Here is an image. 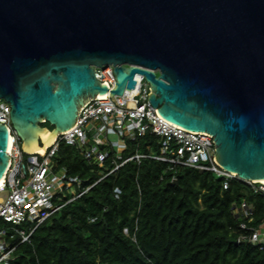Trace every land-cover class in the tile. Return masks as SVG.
<instances>
[{"label": "water", "instance_id": "95a60500", "mask_svg": "<svg viewBox=\"0 0 264 264\" xmlns=\"http://www.w3.org/2000/svg\"><path fill=\"white\" fill-rule=\"evenodd\" d=\"M107 65L118 106L143 76L162 119L210 134L238 179H264V0H0V99L24 153L42 158L105 95ZM7 143L0 124V178Z\"/></svg>", "mask_w": 264, "mask_h": 264}, {"label": "trees", "instance_id": "16d2710c", "mask_svg": "<svg viewBox=\"0 0 264 264\" xmlns=\"http://www.w3.org/2000/svg\"><path fill=\"white\" fill-rule=\"evenodd\" d=\"M159 142L146 131L127 143L121 159L157 155ZM114 158L113 151L96 166L73 146H59L58 166L90 187L40 224L29 242L14 240L9 264H264V249L239 239L237 206L252 207L245 222L253 228L263 214L262 196L246 183L232 179L223 189V178L212 172L150 158L128 161L99 179Z\"/></svg>", "mask_w": 264, "mask_h": 264}, {"label": "built area", "instance_id": "2783aa9c", "mask_svg": "<svg viewBox=\"0 0 264 264\" xmlns=\"http://www.w3.org/2000/svg\"><path fill=\"white\" fill-rule=\"evenodd\" d=\"M112 72L111 65L96 68V78L107 85V92L104 96L89 97L84 102L75 124L55 136L42 158L38 152L27 154L21 150L20 140L10 123V106L0 99V124L7 126L10 139V148L6 151L8 165L0 185V264L10 263L14 240L29 242L31 233L40 224L89 189L90 186L82 187L80 178L68 175L65 168L58 166L55 156L61 144L73 146L84 159L96 166H102L114 151L113 168L103 175L99 173V179L128 161L139 162L142 158L212 172L223 178V189L232 179H238L216 163L210 134L184 130L158 115L156 108L147 101L149 88L143 76L132 103L126 107L118 106L109 96L115 82ZM146 131L160 138L159 154L133 153L121 159L127 143L135 142ZM243 182L264 201V181ZM119 192V189L114 190L115 197ZM235 213L243 220L239 224L242 231L239 239L264 249V205L262 221L257 228L245 222L252 220V207L245 201L237 206Z\"/></svg>", "mask_w": 264, "mask_h": 264}, {"label": "bare ground", "instance_id": "6f19581e", "mask_svg": "<svg viewBox=\"0 0 264 264\" xmlns=\"http://www.w3.org/2000/svg\"><path fill=\"white\" fill-rule=\"evenodd\" d=\"M9 140H10V139H8V143H7L6 150H9V148H10V145H9ZM40 147H42V146H40ZM259 181H264V179H262V180H259ZM2 182H3V177H2V178H0V185L2 184Z\"/></svg>", "mask_w": 264, "mask_h": 264}, {"label": "rangeland", "instance_id": "374dc122", "mask_svg": "<svg viewBox=\"0 0 264 264\" xmlns=\"http://www.w3.org/2000/svg\"><path fill=\"white\" fill-rule=\"evenodd\" d=\"M50 127V126H49ZM89 142H90V140H89Z\"/></svg>", "mask_w": 264, "mask_h": 264}]
</instances>
